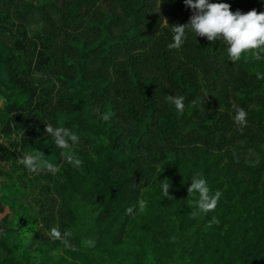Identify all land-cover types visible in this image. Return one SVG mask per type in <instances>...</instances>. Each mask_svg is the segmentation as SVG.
I'll return each mask as SVG.
<instances>
[{
  "label": "trees",
  "instance_id": "obj_1",
  "mask_svg": "<svg viewBox=\"0 0 264 264\" xmlns=\"http://www.w3.org/2000/svg\"><path fill=\"white\" fill-rule=\"evenodd\" d=\"M209 2L264 12V0ZM191 14L183 0H0V205L21 209L0 264H264V60L232 62L226 45L191 33L169 50L171 24ZM168 95L186 98L182 116ZM234 105L247 112L242 130ZM49 123L80 137L82 165ZM36 150L56 172L15 163ZM197 172L222 196L193 219ZM52 227L77 250L50 239Z\"/></svg>",
  "mask_w": 264,
  "mask_h": 264
},
{
  "label": "clouds",
  "instance_id": "obj_2",
  "mask_svg": "<svg viewBox=\"0 0 264 264\" xmlns=\"http://www.w3.org/2000/svg\"><path fill=\"white\" fill-rule=\"evenodd\" d=\"M186 8L191 10V16L187 23L171 24V42L167 45L169 50H179L188 39L191 33L196 37H206L210 42L219 41L226 45L228 59L232 62L239 61L249 54L255 61L264 60V12L258 14L256 9L247 13H242L239 9L235 13L230 11L228 3H210L209 0H183ZM255 50V51H252ZM257 79H264V73H258ZM183 95H168L167 101L175 106V110L183 115L186 104ZM195 104L196 102L193 101ZM235 115L233 121L242 130L247 123V112L244 108L234 105ZM115 113L106 112L102 115L104 121H109ZM45 132L51 136L55 146L62 150V155L68 163L79 167L83 161L77 156L74 146L79 143L80 137L74 134L67 127H54L52 124H45ZM7 141L0 142V145L7 146ZM107 143V140H104ZM43 154L35 152H23L15 163L22 166L29 173H36L41 170L56 172V165L43 159ZM191 184L187 189V197H192L188 201V206L192 209L190 215L193 219L200 216H207L209 212L217 208L222 192L216 190L214 193L208 186L207 180L200 172L194 173L191 177ZM171 182L168 179L161 180L160 190L163 197L173 200L169 189ZM139 212L143 213L147 208V201L140 199L137 201ZM136 205L125 210L126 215H132ZM219 223L215 217L209 223ZM2 231V230H0ZM32 235V233H28ZM48 237L53 241L59 240L69 249H77L70 243L71 231L61 232L57 227H52L48 232ZM96 241L89 238L86 247H94Z\"/></svg>",
  "mask_w": 264,
  "mask_h": 264
},
{
  "label": "rangeland",
  "instance_id": "obj_3",
  "mask_svg": "<svg viewBox=\"0 0 264 264\" xmlns=\"http://www.w3.org/2000/svg\"><path fill=\"white\" fill-rule=\"evenodd\" d=\"M19 208L16 206L11 205H0V236L4 230V228L7 226L9 220L12 219L14 214H17V219H20Z\"/></svg>",
  "mask_w": 264,
  "mask_h": 264
}]
</instances>
